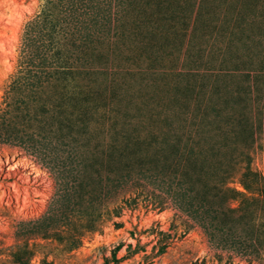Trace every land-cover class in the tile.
I'll return each instance as SVG.
<instances>
[{
  "label": "rangeland",
  "instance_id": "rangeland-1",
  "mask_svg": "<svg viewBox=\"0 0 264 264\" xmlns=\"http://www.w3.org/2000/svg\"><path fill=\"white\" fill-rule=\"evenodd\" d=\"M0 264H264V0H0Z\"/></svg>",
  "mask_w": 264,
  "mask_h": 264
}]
</instances>
